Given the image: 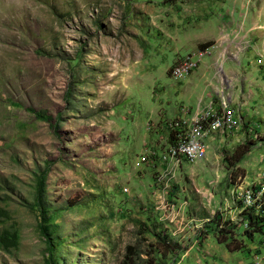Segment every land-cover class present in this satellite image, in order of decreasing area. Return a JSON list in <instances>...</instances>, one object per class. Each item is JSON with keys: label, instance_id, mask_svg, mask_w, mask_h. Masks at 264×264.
Segmentation results:
<instances>
[{"label": "rangeland", "instance_id": "rangeland-1", "mask_svg": "<svg viewBox=\"0 0 264 264\" xmlns=\"http://www.w3.org/2000/svg\"><path fill=\"white\" fill-rule=\"evenodd\" d=\"M207 84L223 93L197 106L231 95L236 131L195 132L204 159L178 160L171 134ZM254 204L264 219V0H0V237L15 243L0 264H121L127 246L136 264H264V223L243 234ZM216 214L239 250L218 244Z\"/></svg>", "mask_w": 264, "mask_h": 264}, {"label": "trees", "instance_id": "trees-1", "mask_svg": "<svg viewBox=\"0 0 264 264\" xmlns=\"http://www.w3.org/2000/svg\"><path fill=\"white\" fill-rule=\"evenodd\" d=\"M208 46L210 45H205L202 47V49ZM37 116L38 118L44 119L46 121H49L51 118L45 112H40V111L37 112ZM171 137H172L171 138V147H172L177 143L178 138H177V134L174 135L173 133L171 134ZM250 145L251 144L249 142H244L240 146L236 147L230 154L229 158L224 157L225 164L223 165V167L226 170H231L232 168H234V165L237 164L246 153H248L250 149ZM254 192H256V190H254ZM38 199L39 197L37 198V203L41 208L43 203L39 204ZM256 206L257 204H254L252 206L244 205L241 211L242 220L246 222V229L243 231V234L245 237L249 239L252 237V234L261 233V227L264 223L263 218H260L253 214V211ZM2 216L3 214L2 211L0 210V217ZM210 221H212V223L216 227L214 234L218 244H223L225 249L229 252H234L241 248V243L237 242L235 238L236 234H234L233 226L232 224L229 223V221L221 222V217L218 216L217 214L214 215ZM226 226H228V228H226ZM12 237L13 236L11 235V240L4 236L0 237V243L3 246V248L15 246ZM125 250L126 253L124 255V259L122 260L121 264H136L134 261V248L127 246Z\"/></svg>", "mask_w": 264, "mask_h": 264}, {"label": "built area", "instance_id": "built-area-1", "mask_svg": "<svg viewBox=\"0 0 264 264\" xmlns=\"http://www.w3.org/2000/svg\"><path fill=\"white\" fill-rule=\"evenodd\" d=\"M210 47H204L201 50H197L196 53L180 56L176 60V65L170 78L175 81L183 79L184 74L190 71L201 60L203 53H207ZM255 61L256 63H260V58L258 57ZM213 109H217V117L209 120L204 131H198L200 133V139H204V145H208L209 139L217 137L227 138L236 131L237 110L233 106H230L228 100L218 99V105L214 106ZM180 111L182 112V108H180ZM174 134L179 136L178 130L174 131ZM175 149L178 151V160L181 157H188L190 162H194L196 153H202V149H196V142H193V137L191 141L186 143L175 144Z\"/></svg>", "mask_w": 264, "mask_h": 264}, {"label": "crops", "instance_id": "crops-1", "mask_svg": "<svg viewBox=\"0 0 264 264\" xmlns=\"http://www.w3.org/2000/svg\"><path fill=\"white\" fill-rule=\"evenodd\" d=\"M225 52H227V53H232V52H230V50H229V48L228 49H226L225 50ZM244 54H248L247 52L246 53H239L238 55L236 54H228L227 56H228V58L232 61V62H234V64H235V66L236 67H238V66H240L239 64H240V62L242 61V59L244 58L243 57V55ZM234 55V56H233ZM208 59H209V61H211V63H212V61H213V57H210V56H208ZM220 60V59H219ZM223 64H224V61L222 62ZM222 64V65H223ZM197 69V68H196ZM195 69V70H196ZM194 70V71H195ZM222 71H223V74L225 75V77H229V76H231V74L233 73V70H232V67L231 66H229V64H228V66H227V68L226 69H223L222 68ZM242 71V70H241ZM243 71H244V69H243ZM242 73V72H241ZM190 75V74H189ZM188 75V76H189ZM245 74H242V77L243 78H245V76H244ZM187 76V77H188ZM191 76V75H190ZM189 76V77H190ZM187 77H186V79H187ZM224 76H223V82L224 83H226L227 81H230V80H228V79H226ZM218 86V85H217ZM216 85L215 86H210L209 84H207V86H206V88H207V92L203 95V96H200L196 101H195V104H196V112H194V115L192 114L191 115V118H188V117H184V116H189L188 114H183V112H181L180 111V106H179V108H178V113H179V115H178V117H184V118H181V120L187 125L186 127H187V132L186 133H192V132H196V135H198L199 137H200V133H198V131H204V129H202L201 127H202V123L203 122H205V121H202V119H204V120H207V119H205V118H207L208 117V115L209 114H211V113H215V112H217V109H213L211 106H208V108L207 109H204V110H200L201 109V107H200V105H198L197 106V103H198V101L200 100L201 102H202V104H205L206 102H208V100L213 96V98H215V99H217V97H218V95L220 94L219 93V91H222V89H220V87H217ZM230 86H232L231 84H228V85H225L224 87H223V89H224V92H225V96L226 97H228L227 95H229L228 93H226L227 92V90H228V88H230ZM222 93H223V91H222ZM211 96V97H210ZM222 96H223V94H222ZM232 101V97H231V95L229 96V99H228V102H231ZM230 104V103H229ZM194 107H195V105H194ZM191 109H194V108H191ZM178 117H175V118H178ZM175 118H173V119H175ZM196 119H199L198 121L196 120ZM170 120H172V119H170ZM169 121V120H168ZM167 121V122H168ZM200 121V122H199ZM202 121V122H201ZM166 122V123H167ZM207 122H208V120L206 121V123H204V125L206 126L207 125ZM200 123V129H199V127H198V124ZM188 128H190V129H195V130H193V131H191L190 129H188ZM203 142V141H202ZM204 143V142H203ZM206 147H208V146H206Z\"/></svg>", "mask_w": 264, "mask_h": 264}, {"label": "bare ground", "instance_id": "bare-ground-1", "mask_svg": "<svg viewBox=\"0 0 264 264\" xmlns=\"http://www.w3.org/2000/svg\"><path fill=\"white\" fill-rule=\"evenodd\" d=\"M197 65V64H196ZM195 65V66H196ZM194 66V67H195ZM175 67V66H174ZM174 67L172 68V73H173V71H174ZM193 68V67H192ZM191 68V69H192ZM191 69H190V71H191ZM190 71H188V72H190ZM192 72V71H191ZM186 74V73H185ZM185 74H184V78H185ZM224 100V99H223ZM215 117H217V112H215V113H213V114H210V116H208L206 119L208 120V122H209V120L210 119H212V118H215ZM180 132V131H179ZM195 135V131L194 132H192V133H186L185 134V136H183V134H181V140L178 142V144H183V143H186V142H188V141H191V139H192V136H194ZM180 136V135H179ZM193 142H196L195 140H194V137H193ZM204 145V144H203ZM175 148V147H174ZM196 149H202V153H196V155H195V157H194V160L196 159V160H198V159H201V158H203V156H204V150H203V146H201L198 142H196ZM174 151V150H173ZM176 152H177V155H178V151H177V149L175 150ZM173 157V156H172ZM176 158H177V156H176ZM182 158V157H181ZM181 158H180V160H181ZM184 158H188V157H184ZM189 159V158H188Z\"/></svg>", "mask_w": 264, "mask_h": 264}]
</instances>
